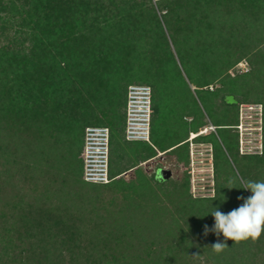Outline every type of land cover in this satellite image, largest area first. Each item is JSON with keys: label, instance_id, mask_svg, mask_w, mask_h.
Instances as JSON below:
<instances>
[{"label": "trees", "instance_id": "obj_1", "mask_svg": "<svg viewBox=\"0 0 264 264\" xmlns=\"http://www.w3.org/2000/svg\"><path fill=\"white\" fill-rule=\"evenodd\" d=\"M156 2L0 0V264H264V232L240 242L205 234L213 208L227 213L248 197L223 140L199 134L205 112H184L182 125L164 116L167 92L178 91L170 38L184 48L190 22L215 20L218 69L199 87L223 113L206 110L219 136L227 129L238 150V103L227 97L264 103V0ZM246 57L249 71L227 74ZM133 81L152 87L151 142L125 137ZM89 125L111 130L108 183L84 179ZM192 132L213 143L214 197L194 198L187 173L164 179L140 165L159 152L188 164ZM245 158L253 181H264V153Z\"/></svg>", "mask_w": 264, "mask_h": 264}, {"label": "rangeland", "instance_id": "obj_2", "mask_svg": "<svg viewBox=\"0 0 264 264\" xmlns=\"http://www.w3.org/2000/svg\"><path fill=\"white\" fill-rule=\"evenodd\" d=\"M152 2L157 6L156 0ZM220 26L215 20H210L202 25L194 22H190L189 28L185 32V44L184 48H181L178 41L181 40L178 35H173V40L170 38L171 48L173 49V57L177 63L176 69L173 71L176 75L175 87L178 89L176 93L179 97L176 99L174 94V88L171 87V92H167L165 118L171 121L175 118L176 122L180 125V117L184 112L190 110L201 109L205 112V119L207 120V127L210 131H213L217 138L225 146L226 153L230 159L232 169L236 173L240 182L253 181L251 175L247 173L245 168V156L251 155H262L264 153V119H263V133H262V152L242 154L239 143V131L237 124L240 123V104H263L262 101H237L234 95L232 96L235 102L238 103V123L235 126L234 131L238 138V150L237 142L234 136L227 129H220V135L218 134L217 128L214 125V121L210 118L206 110L213 112L214 115L223 116L222 112H216L212 107V96L208 90L200 89L199 85L206 80H210L218 67L215 65L218 60L216 59V47H217V35L215 34V27ZM175 45V46H174ZM176 47V48H175ZM251 69L250 60L248 57L241 59L237 64L230 67L227 71L231 77H237L239 74L245 73ZM132 83H143L142 81H133ZM94 86L98 85L94 83ZM221 86L220 81H214L210 88H218ZM170 91V90H169ZM173 91V92H172ZM228 98V97H227ZM221 102L218 104L220 105ZM153 110L154 103L152 100ZM162 108V107H161ZM62 110V109H61ZM60 111V109H59ZM167 112V113H166ZM60 114V113H59ZM153 114V113H152ZM155 115V112H154ZM192 115H188L190 119ZM245 121V119H244ZM177 124V125H178ZM214 128V129H213ZM258 131H253L252 135H245L246 141L254 140L257 144L259 139L256 135ZM85 131L83 133L85 143ZM247 136V137H246ZM254 144V145H256ZM259 149V148H258ZM84 150V148H83ZM194 151V162L192 163L191 151ZM256 150V149H254ZM189 163L184 164L177 160L170 153L164 154L159 152L157 157L152 158L147 162H141L145 171L152 175L154 172L159 174L161 168H168L173 171L172 178L175 180H181L185 173L189 175L191 193L194 198H207L214 197L217 193V180H216V164H215V150L212 142H197L190 141L189 137ZM81 156L83 157V151L81 150ZM84 158V157H83ZM219 163L222 167V158L219 154ZM225 170V166L222 167ZM126 179H132L135 177V169L128 170L124 175ZM196 185V189L194 186ZM246 191V190H245ZM248 196L251 195L250 191H246Z\"/></svg>", "mask_w": 264, "mask_h": 264}, {"label": "built area", "instance_id": "obj_3", "mask_svg": "<svg viewBox=\"0 0 264 264\" xmlns=\"http://www.w3.org/2000/svg\"><path fill=\"white\" fill-rule=\"evenodd\" d=\"M239 112L240 123L237 124V128L241 153L262 152L263 104H240ZM152 113V87L142 83L130 84L126 103L125 137L127 140L151 142ZM253 131H258L256 135L260 142L257 144L254 140L246 141L245 138V135H252ZM110 149L111 130L108 126L89 125L86 127L83 150L84 179L86 181L108 183L114 179L110 175ZM191 159L193 163V150ZM194 189H196V185Z\"/></svg>", "mask_w": 264, "mask_h": 264}, {"label": "clouds", "instance_id": "obj_4", "mask_svg": "<svg viewBox=\"0 0 264 264\" xmlns=\"http://www.w3.org/2000/svg\"><path fill=\"white\" fill-rule=\"evenodd\" d=\"M241 183L239 188L250 191L251 195L247 198L238 197L243 203L227 213L213 208L208 214L213 216L215 223L211 229L205 225V234L211 230L217 236L222 234L225 241L240 242L249 238L258 239L264 232V181L242 180ZM234 184V181H230L228 188H237ZM226 247V242L220 241L212 246L216 252H221Z\"/></svg>", "mask_w": 264, "mask_h": 264}, {"label": "water", "instance_id": "obj_5", "mask_svg": "<svg viewBox=\"0 0 264 264\" xmlns=\"http://www.w3.org/2000/svg\"><path fill=\"white\" fill-rule=\"evenodd\" d=\"M228 101L229 102H235V100L233 99L232 96H228ZM159 175H161L164 179H168V178L172 177L173 171L171 169H168V168H161L159 170Z\"/></svg>", "mask_w": 264, "mask_h": 264}, {"label": "bare ground", "instance_id": "obj_6", "mask_svg": "<svg viewBox=\"0 0 264 264\" xmlns=\"http://www.w3.org/2000/svg\"><path fill=\"white\" fill-rule=\"evenodd\" d=\"M214 129V128H213ZM209 131V128L208 127H204L201 129L200 133L199 134H204V133H207ZM198 134L196 132H192L191 133V137H190V141H194V138L197 136Z\"/></svg>", "mask_w": 264, "mask_h": 264}, {"label": "crops", "instance_id": "obj_7", "mask_svg": "<svg viewBox=\"0 0 264 264\" xmlns=\"http://www.w3.org/2000/svg\"><path fill=\"white\" fill-rule=\"evenodd\" d=\"M191 119V118H190ZM190 137H191V134H190Z\"/></svg>", "mask_w": 264, "mask_h": 264}]
</instances>
